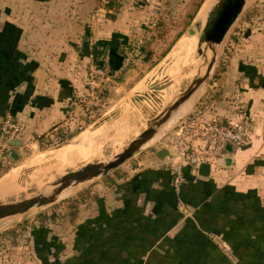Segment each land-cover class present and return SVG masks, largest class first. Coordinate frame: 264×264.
Segmentation results:
<instances>
[{
  "label": "crops",
  "instance_id": "crops-1",
  "mask_svg": "<svg viewBox=\"0 0 264 264\" xmlns=\"http://www.w3.org/2000/svg\"><path fill=\"white\" fill-rule=\"evenodd\" d=\"M141 1L0 0V122L10 114L22 124L17 160L24 154L38 153L43 142L71 138L82 126L93 122L98 114L86 115L81 103L88 68L99 64L110 74L120 72L126 45L141 40L144 47L154 40V30L166 22L154 0H146L147 5ZM110 89L114 87L107 91ZM104 94L107 100L109 93ZM201 108L191 115L208 117ZM254 112L250 144L241 150L231 149V165L209 166L205 178L184 168L183 183L173 187L172 179L161 168L172 158L167 146L169 137L162 138L164 142L158 149L139 158L136 166H130L132 175L114 178L124 195L129 194L131 206L144 209L138 224H131L135 227L113 229L121 240V245L111 250L113 253L114 248L121 247L118 264H264V208L250 206H259V201L264 206V164L258 161L259 166L251 167L249 175L243 171L256 158L264 161V142L258 141L264 138L259 128L264 112ZM209 115L220 120L223 116L219 111ZM236 121L240 122L232 120ZM162 150L171 156H158ZM241 173L247 177L241 179ZM251 191L254 195L247 196ZM117 194L93 198L112 212L123 208L122 197L119 199ZM179 205L189 214L182 213ZM93 217L98 216L89 219ZM169 238L162 248L175 253L169 263L148 259V255L129 259V252L153 251ZM73 256L79 253L73 251ZM0 264L41 261L33 246L0 243Z\"/></svg>",
  "mask_w": 264,
  "mask_h": 264
},
{
  "label": "rangeland",
  "instance_id": "rangeland-1",
  "mask_svg": "<svg viewBox=\"0 0 264 264\" xmlns=\"http://www.w3.org/2000/svg\"><path fill=\"white\" fill-rule=\"evenodd\" d=\"M197 1L199 0H154V6H160V14L163 13V16L165 15L166 22L157 30H154V40L149 41L139 51V56L134 59L129 71L121 73L110 84L109 87H114V89L106 91L109 93L108 99L104 100V105L99 109V114L94 118L93 122L82 126L76 131V140L92 133L90 139H84L82 147L87 148L97 144L98 155L79 162L71 168L45 173L43 175L45 181L38 187L31 185L23 189V192L20 191L13 195L7 202L35 196L40 192L41 188L52 184L66 172L78 170L87 163H107L111 161L114 156L119 154L146 129V122L152 116L160 114L175 97L182 94L198 74L201 76L204 74L201 69L203 65L202 57L197 56V48H195L194 54H191V57L189 59L186 58V60H183V56L175 54V51L173 52V48L181 36L183 37L188 33L196 34L191 22L197 21V12L206 0L201 2L194 15V20L190 21L186 26L185 23L186 15L196 8ZM141 2L147 5L146 0ZM133 44L134 42L130 46ZM128 47L129 45H126V50ZM208 54L211 55L210 52ZM167 82L169 87L160 91L158 96L154 95L151 87L157 83ZM144 94L148 96H145V99H140L139 97ZM186 106L185 114L184 112L182 114L184 109L181 111L180 116L182 118L174 122L161 138L135 155L129 165L126 162L103 178L68 189L59 197L60 200L52 205L34 208L25 214L0 220V243L13 244V246H33L35 255L37 248L35 246L50 244L52 247L54 246V249L49 250L51 252L49 258L52 259L57 255L58 258L66 257L60 262H71L66 260L74 258V256L70 257L73 251L78 253L79 249L76 245L77 235L81 232V226L87 225L86 222H91L89 229H94L93 222H98V217L104 214L105 221H110V225L114 228L120 226L128 229L138 224L140 213H144L143 207L131 206L129 194L126 193L124 195L122 186H116L115 183L118 181L115 182L114 178L120 174L132 175L133 168L130 169V166H136L139 158L158 149L160 144L164 142L162 138L166 139L172 133H176L181 120L188 118L196 109L202 107L200 111L208 115V117H204L205 119L217 120L223 123L232 122V120L240 121L242 114H246L249 117L251 116L249 124L250 129L251 127L253 129L252 118L254 116L252 111L264 112V0L247 1L241 15L227 33L222 44L217 47L215 65L208 81ZM218 111L223 114L219 118L222 120L227 118L225 122L218 118L209 117V114H215ZM243 111H246V113H243ZM261 120L259 128L264 133V117ZM236 122L232 123L235 124ZM68 139L64 138L60 142H52L50 144L43 142L44 146L38 153L35 152V155L27 153L17 161H10L0 172V178L7 171H10L11 168H21L22 171L36 175L38 168L48 163V158L55 154V149ZM258 141L259 143L264 142V138H260ZM261 152H263L261 154L264 156V149L261 148ZM46 157L48 158L46 159ZM41 158L42 160H40ZM37 159L40 161L37 162ZM260 160V158L253 160L250 163L251 165L243 169L244 173L249 175L251 167L254 165L259 166V162L264 164V161ZM242 173L241 179L247 177V175ZM33 177L35 178L36 176ZM111 186L115 187V190L111 191ZM48 189L51 190L50 187ZM89 192L90 194H88ZM113 192L118 193L119 199L122 197L123 208L108 212L103 203H96L97 200L94 201L93 197L95 196H98L97 198L110 196L111 198ZM134 193L136 194V192ZM246 195L251 196L254 193L251 191ZM91 197L93 198L92 201ZM89 202L90 205L88 206ZM257 204L259 206L251 204L250 206L252 208H264V206H261L260 201ZM70 205L74 207L68 209L67 206ZM180 207L179 210L182 213L189 214L187 209ZM52 214H54V220L46 226L39 227L40 225L36 221L37 217L39 215L50 216ZM94 215L98 217L89 219V217ZM123 221L126 223L124 226L122 225ZM105 223L102 222V224ZM35 231L38 234V242L41 239V242L44 243L36 242L33 237V234L36 233ZM148 235L147 233L146 237ZM199 240L201 241L200 238ZM169 241L170 238L169 240L163 239L162 242H159L161 244L158 249L141 253L140 255L129 252V259L132 258L133 260V258L135 259L142 255L146 257L148 255V259L156 258L157 261H162V263H169L170 258L175 253L162 249L163 245L169 243ZM55 246L60 250L58 254L55 251ZM133 252L138 253L137 251Z\"/></svg>",
  "mask_w": 264,
  "mask_h": 264
},
{
  "label": "water",
  "instance_id": "water-1",
  "mask_svg": "<svg viewBox=\"0 0 264 264\" xmlns=\"http://www.w3.org/2000/svg\"><path fill=\"white\" fill-rule=\"evenodd\" d=\"M247 1L248 0H213L206 13L204 21L197 18V21L191 22L192 27L196 30V34L188 33L187 36L190 34L196 36L197 56L202 57L203 65L201 66V69L204 71V74L202 76L198 74L182 94L175 97L170 104L160 112V114L152 116L150 120L146 122V129L139 134L137 138L131 141L126 148L107 163L90 162L83 165L78 170L66 172L52 184L43 187L35 196L16 201H0V220L25 214L34 208L52 205L60 200L59 195L64 190L109 175L112 171L145 149L148 146V143L155 139L162 130L164 131L167 128L165 130L166 132L174 122L179 121L182 117L176 118L175 120L173 118L179 109L208 81L215 65L217 47L222 44L227 33L241 15ZM208 52H210L211 55H209ZM178 56L184 55L179 54ZM168 87V82L157 83L153 85L151 89L153 90L154 95L158 96L160 91H163ZM145 96L148 95L144 94L139 98L145 99ZM165 132H163V134ZM91 135L92 133L78 140H76L77 135H75L61 143L55 151H60L66 147L82 146L84 139H90ZM11 146H13V151L10 152L9 158L12 161H15L19 157L16 149L21 147L22 144L19 140H14L11 143ZM227 150L231 152L230 147H227ZM166 153L170 155V152L162 150L158 156ZM50 159L48 161H50ZM217 165L228 167L231 165V159L226 158L218 160ZM209 171V165L203 164L198 168L197 175L205 178L209 175ZM48 187H50L51 190H49Z\"/></svg>",
  "mask_w": 264,
  "mask_h": 264
},
{
  "label": "built area",
  "instance_id": "built-area-1",
  "mask_svg": "<svg viewBox=\"0 0 264 264\" xmlns=\"http://www.w3.org/2000/svg\"><path fill=\"white\" fill-rule=\"evenodd\" d=\"M108 3L107 1L106 4ZM142 48L143 42L140 40L125 49L123 68L120 72L110 74L99 64H92L88 68L86 94L81 101L86 115L99 114V109L104 105V93L115 78L129 70ZM249 123L246 114H242L240 122L235 124L208 120L200 114H193L181 120L178 131L167 139L172 158L161 166L172 179L173 187L178 188L183 183L184 168H188L193 174L203 164L216 168L218 160L229 158L227 147L232 150L246 148L251 142ZM22 131L19 120L10 114L4 115L0 122V172L10 162L11 143L21 137Z\"/></svg>",
  "mask_w": 264,
  "mask_h": 264
},
{
  "label": "bare ground",
  "instance_id": "bare-ground-1",
  "mask_svg": "<svg viewBox=\"0 0 264 264\" xmlns=\"http://www.w3.org/2000/svg\"><path fill=\"white\" fill-rule=\"evenodd\" d=\"M212 1L213 0H206L205 2H203L202 6L200 7L199 12L197 14L198 19L204 21V19L206 17V13L209 10ZM195 48H196V36L193 34H190L188 36L187 35L183 36L179 39V41L177 42V44L173 48V52L175 51V54L177 53V55H179V54L184 55L183 60L184 59L186 60V58L189 59V57H191L190 56L191 54L192 55L194 54ZM193 60H194V58H193ZM197 62L199 63V61H197ZM191 63L194 64L193 62H191ZM174 71H176V70H174ZM198 92L199 91H197L179 109V111L176 113L175 117L173 118L174 120L176 118H181L180 115H181V111L183 109L184 110L182 111V114H183V112L185 114V111L187 110L186 105L192 100V98ZM165 130L164 131L162 130V132H160L155 139H153L150 143H148V145L157 141L162 136L163 132H165ZM99 144H100V142H99ZM97 153H98L97 144H94L93 146H91V147L89 146L87 148H84L82 146L66 147L60 151H57L52 156L51 159H50V157H49L50 155H49L48 157H49L50 161L48 163H45L40 168H38V171L35 173L36 175H34L32 173H28L27 171H24V170L22 171L21 168L11 169L10 171H8L6 174H4L0 178V201H7L9 198L13 197V195L17 194L18 192L22 191L23 189H25L31 185L38 187L43 181H45L44 176H43L45 173H48L50 171H57L58 172L59 170H63L65 168H71L79 162H82V161H84L90 157L93 158L94 156L98 155ZM48 157H46V159ZM40 160H42V158ZM40 160H38L37 162H39ZM34 164H35V162H34ZM31 165H33V164H31ZM33 176H36V177L34 178ZM71 188H74V187H70L68 189H71ZM68 189L64 190L59 195V197Z\"/></svg>",
  "mask_w": 264,
  "mask_h": 264
},
{
  "label": "trees",
  "instance_id": "trees-1",
  "mask_svg": "<svg viewBox=\"0 0 264 264\" xmlns=\"http://www.w3.org/2000/svg\"><path fill=\"white\" fill-rule=\"evenodd\" d=\"M203 0H199L196 2V8L190 13L186 15V23L185 26L192 21L194 18V15L198 8L200 7V4ZM74 206L70 205L67 206L68 209H72ZM54 214L52 215H39L37 217V222L39 223V227L46 226L50 222L54 220ZM98 222H93L94 229H89V226L92 224L91 222H86V226H81V232L79 235H77V241L76 245L79 249L78 253L79 256L71 258L66 261L71 262H60L58 256L53 257L52 259L49 258V255L51 252H49L50 249H54L50 244L49 245H42V246H35L37 247L35 250V253L37 255V258L41 261V264H108V262H114L115 264H118L117 260H120V250L121 247L117 250L114 248V252L111 253L112 248L115 246L121 245V240L116 238L117 233L113 231V226L110 225V221H105L104 214L100 215L97 219ZM102 222H106L105 224H102ZM96 229V230H95ZM36 232V231H35ZM38 232V230H37ZM37 232L33 234L34 239H36L37 243H44L41 242L42 240L39 239L38 242V234ZM114 237L112 238V236ZM120 237V235H118ZM80 238V239H79ZM57 254L60 252L59 248L56 247ZM107 249H109V252H107ZM119 252L118 253H116ZM111 256H110V255ZM137 255H140L141 253H136ZM45 255V256H44ZM137 259V258H135ZM107 261V262H106Z\"/></svg>",
  "mask_w": 264,
  "mask_h": 264
}]
</instances>
